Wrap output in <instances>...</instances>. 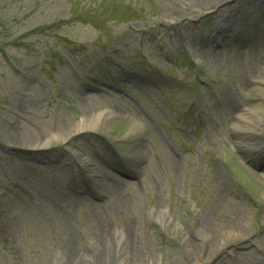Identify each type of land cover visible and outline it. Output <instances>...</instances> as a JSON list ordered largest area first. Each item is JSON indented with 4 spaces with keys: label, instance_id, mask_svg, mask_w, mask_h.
<instances>
[{
    "label": "rangeland",
    "instance_id": "obj_1",
    "mask_svg": "<svg viewBox=\"0 0 264 264\" xmlns=\"http://www.w3.org/2000/svg\"><path fill=\"white\" fill-rule=\"evenodd\" d=\"M192 1L0 0V264H264V0Z\"/></svg>",
    "mask_w": 264,
    "mask_h": 264
},
{
    "label": "bare ground",
    "instance_id": "obj_2",
    "mask_svg": "<svg viewBox=\"0 0 264 264\" xmlns=\"http://www.w3.org/2000/svg\"><path fill=\"white\" fill-rule=\"evenodd\" d=\"M220 1L222 0H194L192 2L213 3ZM260 56L264 62V49L260 52ZM262 61L261 64H263ZM246 118L248 119L249 117ZM248 121L251 122V119H248ZM96 182L98 186L108 188L107 182L100 180ZM65 223L68 225L67 221ZM136 225L137 222L135 220L130 223L126 222L122 227V233L118 238H114V243L110 240L111 235H109L106 227H101L96 235L97 242L90 252L78 245V238L71 231L70 242L63 249L61 260H59L58 264H78L79 257L82 255L89 256L91 264H137L140 252L138 249L139 239ZM202 225V222L198 224L200 227Z\"/></svg>",
    "mask_w": 264,
    "mask_h": 264
}]
</instances>
